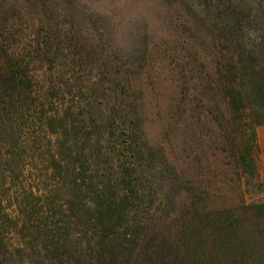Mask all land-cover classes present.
<instances>
[{"label":"rangeland","instance_id":"rangeland-1","mask_svg":"<svg viewBox=\"0 0 264 264\" xmlns=\"http://www.w3.org/2000/svg\"><path fill=\"white\" fill-rule=\"evenodd\" d=\"M173 4L174 0H0V55L3 51L19 53L17 56L29 64L36 95L48 100L47 114L58 111L63 116V109L72 104L77 112L74 117L80 115L83 120L79 125L92 132L93 128L86 127L90 120L83 112L85 108L77 102L83 98L87 101L91 95L88 88L93 81L96 83L99 97L94 108L102 118L99 153H103L97 163H105L109 171L112 167L118 169L117 141L109 120L115 121V130L121 121L116 114L113 118L110 115L127 101L129 110L134 108L140 131L137 143L145 151L146 168L138 165L136 177L145 197L144 206L149 207L144 215L148 217L146 234L157 238L154 245H143L140 253L150 257L162 246L168 259L173 258L177 239L193 216L189 213L180 219L179 203L188 207L195 195L201 198V212H213L230 204L238 208L242 202L264 200L259 155L258 177L248 179L242 175L240 179L227 142V108L224 103H214L220 72L212 61L224 62L222 56L232 51L230 41L226 38L213 42V51L206 33L200 31L198 35L186 11ZM74 44H85V52L80 53ZM49 60L54 63L51 65ZM201 61L207 64L204 69ZM112 64L115 68L121 65L118 78L112 74ZM123 72L129 78L128 84L123 83ZM123 84L127 98L122 96ZM52 88L54 97L49 95ZM23 123L25 127L32 125L29 140L18 146L22 158L11 162L23 171L14 182L0 184L7 186V190L4 186L1 190L11 188L12 194L19 195L23 187L25 191L50 187L48 151H53L55 144L54 134L45 127L40 131L37 119ZM54 128L61 137L65 130L63 140L70 139L80 149L82 130L75 141L66 128L55 123ZM241 132L240 140L250 137V132ZM2 146L0 150L5 152L8 146L0 142ZM3 161L0 159V163ZM8 197L3 206L9 205L5 208L11 210L8 207L16 200L7 201ZM27 201L35 203L38 212L45 199L34 191ZM35 215V223H42V215Z\"/></svg>","mask_w":264,"mask_h":264},{"label":"trees","instance_id":"trees-1","mask_svg":"<svg viewBox=\"0 0 264 264\" xmlns=\"http://www.w3.org/2000/svg\"><path fill=\"white\" fill-rule=\"evenodd\" d=\"M174 2L175 7L186 11L191 28L198 35L204 31L208 41L211 39L213 51L216 50L213 42L226 38L230 41L232 51L222 56L224 62L212 61L220 72L214 103H224L227 108V142L234 165L240 170V179L257 178L256 127L264 123V0ZM73 46L80 53L86 50L85 44ZM203 54L207 55L204 48ZM17 55L5 51L0 55V142L8 146L5 152L0 150V159H4L0 163V184L7 180L14 182L23 171L11 162L19 161L23 154L18 146L29 140L32 125L25 127L23 122L33 119L39 121L40 131L45 127L54 134L53 151H48L52 182L50 187L40 190L30 187L25 191L23 187L20 195L12 194L11 188L3 191L7 186L1 185L0 188L4 187L0 189V264H264V200L242 202L238 208L230 204L213 212H201V206L198 207L201 198L195 195L190 206L183 208L184 202L177 205L180 219L189 213L193 216L171 252L174 260L168 259L162 246L154 255L143 257L140 248L147 242L154 245L157 238L146 234L148 217L144 215L149 207L144 206L145 197L136 177L138 165L146 168L145 151L137 143L140 131L134 108L129 110L126 100L119 111L110 115L113 118L116 114L121 121L115 130V121L109 120L117 141L118 161L117 171L113 167L109 171L105 163H97V157L103 153H99L102 118L94 108L99 97L96 83L93 81L88 88L91 91L88 100L77 102L85 108L83 112L90 120L86 127L93 128L88 132L79 125L83 121L80 115L74 117L77 112L72 104L63 109V116L58 111L47 114L48 100H40L42 96L36 95L29 64ZM49 61L51 65L54 63ZM200 64L202 69L207 66L203 61ZM114 66L111 65L113 75L121 70V65ZM114 76L118 78L117 74ZM123 76V83L128 84L124 72ZM185 83L183 78L181 84ZM125 86L122 96L127 98ZM52 90L49 95L54 97ZM54 123L70 131L75 141L82 130L80 149L70 139L63 140L66 131L61 137ZM241 130L250 132V137L240 140ZM11 185L9 182L8 187ZM34 191L45 199L38 212L37 205L27 201ZM6 196L7 201L16 200L8 207L11 210L5 208L9 205L3 206ZM36 213L44 218L42 223H35Z\"/></svg>","mask_w":264,"mask_h":264},{"label":"crops","instance_id":"crops-1","mask_svg":"<svg viewBox=\"0 0 264 264\" xmlns=\"http://www.w3.org/2000/svg\"><path fill=\"white\" fill-rule=\"evenodd\" d=\"M256 141L258 145V155L260 157V172L264 176V123L256 127Z\"/></svg>","mask_w":264,"mask_h":264}]
</instances>
